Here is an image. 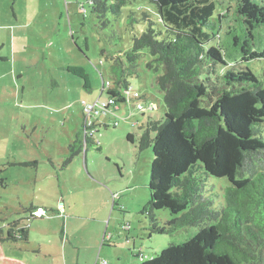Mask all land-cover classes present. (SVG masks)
<instances>
[{"label":"rangeland","instance_id":"1","mask_svg":"<svg viewBox=\"0 0 264 264\" xmlns=\"http://www.w3.org/2000/svg\"><path fill=\"white\" fill-rule=\"evenodd\" d=\"M221 3L230 24L234 2ZM90 9L87 0H0V236L18 220L28 227L27 243H4L8 256L26 264H143L198 230L151 231L152 151L139 150L138 140L149 115L161 119L165 106L155 84L161 68L145 66L147 49L138 76L128 78L131 94L143 96L142 113L133 100L102 111L94 121L97 145L65 163L84 120L81 100L106 99L110 57L122 56L146 28L144 12L154 22L158 12L151 0H126L118 17L105 13L104 25ZM254 72L264 85L263 70ZM29 206L43 212L33 216ZM155 214L159 226L173 217L166 209Z\"/></svg>","mask_w":264,"mask_h":264},{"label":"trees","instance_id":"2","mask_svg":"<svg viewBox=\"0 0 264 264\" xmlns=\"http://www.w3.org/2000/svg\"><path fill=\"white\" fill-rule=\"evenodd\" d=\"M87 1L104 25L105 13L118 17L126 2ZM151 1L156 22L143 13L146 28L133 35L123 58L110 57L111 81L103 80L101 92L113 99L111 112L135 101L127 97L133 90L128 78L138 76L141 51L148 50L145 66L161 68L155 84L165 106L161 119L149 115L138 140L139 150L152 151L151 231L198 230L143 264H264V85L254 72H264V0H232L230 24L221 0ZM135 21L129 18L130 25ZM69 69L83 76L82 68ZM82 127L68 144L65 163L89 143L97 145L98 129L84 138ZM162 209L173 217L159 226L155 212ZM18 221L0 236V264H26L4 250L7 241H28L29 229Z\"/></svg>","mask_w":264,"mask_h":264},{"label":"built area","instance_id":"3","mask_svg":"<svg viewBox=\"0 0 264 264\" xmlns=\"http://www.w3.org/2000/svg\"><path fill=\"white\" fill-rule=\"evenodd\" d=\"M133 90H127V97L128 99L134 98L135 99V107L138 111L142 112L143 105L140 103L139 95L135 91L133 95L131 94ZM81 104L83 106V113H84V120H83V127H82V136L84 138L86 137H94L97 131L96 124H95V119L97 116L102 112L107 110V106L114 104V101L112 98L105 99V100H100L97 99L94 102H86L84 100L81 101ZM153 107V105H149L148 108ZM94 119V120H93ZM43 212V209H36L33 214L40 215ZM106 261H102L101 264H105Z\"/></svg>","mask_w":264,"mask_h":264},{"label":"crops","instance_id":"4","mask_svg":"<svg viewBox=\"0 0 264 264\" xmlns=\"http://www.w3.org/2000/svg\"><path fill=\"white\" fill-rule=\"evenodd\" d=\"M61 15V14H60ZM67 15H68V13H67ZM70 32H71V30H70ZM83 70V69H82ZM83 73H84V70H83ZM86 88H89V86L88 85H86ZM82 114H83V112H82ZM83 118H84V115H83ZM82 125H83V123H82ZM82 127V126H81ZM81 129V128H80ZM79 129V130H80ZM37 208H39V207H37ZM32 215H33V213H32ZM33 216H36V215H33Z\"/></svg>","mask_w":264,"mask_h":264}]
</instances>
